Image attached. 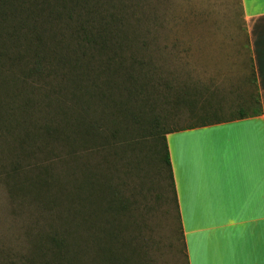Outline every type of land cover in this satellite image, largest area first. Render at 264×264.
Returning <instances> with one entry per match:
<instances>
[{
  "label": "rangeland",
  "instance_id": "rangeland-1",
  "mask_svg": "<svg viewBox=\"0 0 264 264\" xmlns=\"http://www.w3.org/2000/svg\"><path fill=\"white\" fill-rule=\"evenodd\" d=\"M29 3L30 0H0V101L11 106L21 103L9 88L12 81L26 74L22 71L27 69L32 55L28 40L33 39L25 27L12 39L10 33L17 26L12 6L25 15L23 9L30 8ZM59 5V10L66 9L62 20L70 18L88 33L100 34L109 48L124 43L127 47L121 56L137 60L131 70H96L85 79L94 75L86 94L94 119L98 118L97 88L107 90L102 83L109 77L121 88L115 93L117 100L120 95L126 103L125 121L131 132L127 139H153L155 131L151 133L150 128L156 120L162 121L161 130L195 123L197 120L189 117L185 106L175 104L176 96L180 98L184 92L188 98L194 97L199 106L211 107L198 113L207 115L208 121L236 117L239 109L247 114L256 109L253 69L239 0H77V4L63 0ZM66 26L61 22L57 33L51 34V43L59 42L64 56L74 45L67 39L70 32ZM19 55L24 58L21 66L15 64ZM45 66L41 77L28 79L36 88L31 117L20 109L13 112V122L7 130L0 123V264H47L52 258L55 261L49 237L63 239L66 262L93 264L95 248L87 244L89 239L83 241L89 234L79 221L83 213L80 197L86 198L87 190L82 187L88 176L102 173L117 191L116 197L110 198L112 206H116V198L126 206L116 216L120 226L130 223L119 236L124 243L120 252L128 258L124 264H186L166 170L154 160H146L144 152L138 155L118 151L115 156L110 149L98 147L99 153L72 159L66 155L67 148L51 143L49 149H33L31 153L28 137L34 133L33 143L43 141L44 124H57L58 133L69 136L66 124L74 122L76 108L72 95L80 92V88L76 90L75 85L66 82L67 70L52 64ZM27 95L29 100L31 94ZM31 123L40 127L33 128ZM76 138L73 136V140ZM42 164L49 165L46 174L33 169ZM50 182V186L45 185ZM95 202L91 197L85 203L91 207L87 219L93 224L96 215L97 223L108 228L105 223L109 217L103 222L105 217L96 212ZM112 206L109 200L98 205L103 212L106 208L113 210Z\"/></svg>",
  "mask_w": 264,
  "mask_h": 264
},
{
  "label": "trees",
  "instance_id": "trees-1",
  "mask_svg": "<svg viewBox=\"0 0 264 264\" xmlns=\"http://www.w3.org/2000/svg\"><path fill=\"white\" fill-rule=\"evenodd\" d=\"M62 1L63 0H30V8L27 7L26 9H23L26 13L25 15L19 11L16 12V9L12 6L17 25L10 33L12 34V39L16 37L19 30H22L25 27V30H27L26 34H32L34 40H28V48L30 45H32V55L28 50L31 55V61L28 62L30 66L28 65L27 69L22 71L26 74H22L21 78L12 81V84L9 88L10 92H15L14 94L16 95L14 96L18 97V99L21 100V103L13 104V106H11V104L7 101H0V105L5 107L3 108L0 106L1 125H5L4 127L6 128L4 129L6 130L9 128V125H11V122H13L11 120H13L12 117L15 110L21 109L26 117H31V105L35 103L32 95L35 94L34 91L36 88H34L32 84H29V78L41 77L44 73V70L46 69V64H52L58 69L61 68L62 70H67L68 75H66V82L73 84V86L75 85L76 90L80 88L79 95L76 93L72 95L73 101H76V108L73 109L74 122L71 124L68 123V125L66 124L69 136L67 137L61 132L58 133L57 129L59 128V125L57 126V124H44L42 125L43 128H41V133L44 138L43 141L33 143L35 140V134L33 133L31 135L30 133V137H28L29 134L27 135L28 140L31 141V145H29L31 153H34L33 149H38L40 151L47 150L50 148L49 145H51V143H55L57 146L58 144H61L63 148H67L66 155L71 156L72 159H76V157H80L85 153H99L97 150L98 147H100L103 151L110 149V151H112L115 156L117 155L118 151L122 152L123 154H125L126 151L133 154L138 152V155L141 152H144L143 157L146 160H154L160 169L165 168L167 180L178 215L174 182L165 136L171 131L208 126L214 123H219L223 120L208 121L209 119H206L207 115H199L198 113L200 111L205 112L211 107L208 105L199 106L198 103L195 102L194 97L188 98L187 93L184 92L181 95L182 98L176 96L175 104L185 106L189 117H191V119L197 120L195 123H190L179 128L161 130L162 121L156 120L154 125L150 128V130H152L151 133L155 131L153 134V139L139 140L130 136L127 139L126 135L130 134L131 132L125 121V113L127 112L125 107L126 103L120 99V95L117 100L115 91H120L121 88L116 85L117 83L112 79V77H109L104 83H102L103 87H108L107 90L103 91L101 89L98 91V88L96 90L95 103H97L96 106L98 107V118L94 119V117H92V115H94V112L92 111L93 107H91V103L86 98V94L89 93L88 86L92 85L94 81V75L89 80L85 81V79H87V77H89V75L96 70H106L112 73L123 69H126L127 71L131 70L134 68V63L137 60L134 58L126 60V58L121 56L123 54L122 51H124V49L127 47L124 46V43L115 44L114 48H109L108 44L102 40L103 38L100 36V34H95L93 32L88 33L82 24L77 26L71 22L70 18H65L62 20V14L66 13V9H58L61 7L59 4H61ZM70 1L73 4H77V0ZM38 4H40L41 7H38ZM63 5H65V2ZM22 6L23 4H21L20 7ZM41 15H43V17ZM66 16L69 17L70 14H66ZM38 17L39 19L37 20ZM61 22H64L65 25H67L66 30L70 32L69 38L67 39L74 43L73 46L70 45V54L66 56L60 52L57 45L59 42H57V44L51 43V34L54 35L57 33L58 26ZM71 23L73 26L69 25ZM63 35L65 36V34ZM57 51L60 52V55ZM13 59L14 58H11L12 61ZM23 59L24 58L19 55L16 58L15 64L21 66ZM27 94H31L29 100L26 99V97H28ZM9 98L11 99L12 96H9ZM254 98L256 99L257 107L256 109L252 108V113L247 114L244 110L239 109L238 116L232 117L230 119L242 118L246 117L247 115H258L261 111L258 95L256 94V97ZM14 121L18 123L17 120ZM30 125L34 126L33 128L40 127L36 126L34 123H31ZM75 135L77 136L76 141L78 146L75 145L76 141L73 140V136ZM158 135L159 137H157ZM19 146L20 148H23V146ZM20 162L21 160L17 161L18 168ZM107 163L108 162L106 161V164ZM48 167L49 165L42 164L33 166V169L37 172L41 171L46 174L49 170ZM97 176L95 174L92 176L89 175L88 179H86V181L83 183L85 187H82L87 191L85 194L86 198L84 200L80 197L83 213L82 216L79 217V221H81V227L84 229V231L89 234L88 238L83 237V241L89 239L87 244L91 243L95 248V250L92 248L94 252L93 259L95 260L93 261V264H124L125 261H128V258H125L120 252L119 248L120 246H124V243L120 242L119 236L123 229H125L127 226H130V223L127 222L125 226H120L119 218L116 216L119 215V212L125 209L126 206L119 198H116L115 200L116 206H112L111 203L113 200L110 198L116 197L117 191L112 188L109 178L103 173ZM52 181L53 180H51V182ZM51 182L49 184L46 183L45 185L50 186ZM79 191L81 193V190ZM107 195L109 198L106 197ZM91 197L96 199V202L94 203V206L97 208L96 212H99L105 217L103 222L105 221L106 217H109L106 219L109 222L105 223L108 228H105L104 226L102 227L101 223H97L96 215L93 217L95 218L93 224L90 218L87 219V217L91 214L89 211L91 207L90 204L85 203H89ZM108 200L114 209L112 210L110 208H106L105 212H103L98 207V205ZM110 210L111 212H109ZM107 212H109V214ZM111 214L114 215V217H112ZM179 228L183 243V234L180 223ZM49 238V245H51L56 259L54 261V258H52L47 264H53V261L54 264H72L70 260H67L68 262L65 261L64 254L67 251V246H65L63 239H56L55 237ZM127 249L131 248L127 246ZM57 256H60L62 259H59Z\"/></svg>",
  "mask_w": 264,
  "mask_h": 264
},
{
  "label": "crops",
  "instance_id": "crops-1",
  "mask_svg": "<svg viewBox=\"0 0 264 264\" xmlns=\"http://www.w3.org/2000/svg\"><path fill=\"white\" fill-rule=\"evenodd\" d=\"M260 113L166 136L186 264H264V0H239Z\"/></svg>",
  "mask_w": 264,
  "mask_h": 264
}]
</instances>
